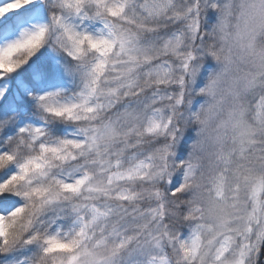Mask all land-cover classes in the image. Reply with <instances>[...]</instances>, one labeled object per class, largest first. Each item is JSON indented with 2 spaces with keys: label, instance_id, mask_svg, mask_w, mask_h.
<instances>
[{
  "label": "snow or ice",
  "instance_id": "snow-or-ice-1",
  "mask_svg": "<svg viewBox=\"0 0 264 264\" xmlns=\"http://www.w3.org/2000/svg\"><path fill=\"white\" fill-rule=\"evenodd\" d=\"M0 264H264V0H0Z\"/></svg>",
  "mask_w": 264,
  "mask_h": 264
}]
</instances>
